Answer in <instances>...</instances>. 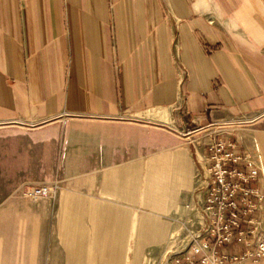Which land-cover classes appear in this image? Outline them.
Wrapping results in <instances>:
<instances>
[{
  "label": "crops",
  "instance_id": "crops-1",
  "mask_svg": "<svg viewBox=\"0 0 264 264\" xmlns=\"http://www.w3.org/2000/svg\"><path fill=\"white\" fill-rule=\"evenodd\" d=\"M169 109L184 129L264 114V0H0V118L144 111L168 122ZM114 129L122 145L93 172L102 200L60 194L61 240L73 264H127L136 224L127 205L156 201L167 183L166 204L176 208L192 188V159L176 134L150 140L133 125ZM252 134L254 185L264 191V126ZM133 144L136 157L155 151L156 173L127 164ZM152 232L157 243L172 235L168 223L142 217L139 240Z\"/></svg>",
  "mask_w": 264,
  "mask_h": 264
},
{
  "label": "rangeland",
  "instance_id": "rangeland-1",
  "mask_svg": "<svg viewBox=\"0 0 264 264\" xmlns=\"http://www.w3.org/2000/svg\"><path fill=\"white\" fill-rule=\"evenodd\" d=\"M142 112L122 111L108 117L60 114L35 119L0 118V264L74 263L72 250L61 240L64 232L59 226L60 194L65 190L100 199L96 196L98 186H94L97 180L93 172L100 157L114 156L118 143L122 145L121 135L114 129L120 124L142 128L150 140L156 132L176 134L179 147L188 149L193 163L192 188L181 191L176 208L169 209L166 204L167 183L156 201L143 204L135 199L127 205L133 209L136 222L129 240L127 264H164L168 250L176 251L186 245L200 224L199 209L208 177L206 157L201 155L199 147L202 144L206 147L217 133L218 137L232 140L240 152L254 160L252 133L264 126V114L184 129L175 124L171 109L168 122L144 116ZM207 133H211L208 139L211 138L203 143L204 139L199 138ZM136 147L133 144V157L126 159L127 164L141 161L144 174L156 173L160 159L155 151H142L143 157H136ZM163 163L159 169L167 174L169 158H164ZM141 179L144 184V178ZM36 186H46L50 192L32 199L26 192ZM144 216L168 223L172 235L157 243L156 232H152L140 241L139 223ZM84 221L91 226L88 216ZM250 263L264 264V257Z\"/></svg>",
  "mask_w": 264,
  "mask_h": 264
},
{
  "label": "built area",
  "instance_id": "built-area-1",
  "mask_svg": "<svg viewBox=\"0 0 264 264\" xmlns=\"http://www.w3.org/2000/svg\"><path fill=\"white\" fill-rule=\"evenodd\" d=\"M206 149L208 177L200 224L185 246L168 250V264H244L264 257V191L254 185L260 168L217 133ZM49 192L46 186H36L26 195L35 199Z\"/></svg>",
  "mask_w": 264,
  "mask_h": 264
},
{
  "label": "bare ground",
  "instance_id": "bare-ground-1",
  "mask_svg": "<svg viewBox=\"0 0 264 264\" xmlns=\"http://www.w3.org/2000/svg\"><path fill=\"white\" fill-rule=\"evenodd\" d=\"M162 110V109H161ZM164 111V110H163ZM165 112V111H164ZM155 113V112H154ZM157 114V113H156ZM166 114V113H165ZM246 263H248V262H245L244 264H246ZM164 264H168V259H165V261H164Z\"/></svg>",
  "mask_w": 264,
  "mask_h": 264
}]
</instances>
